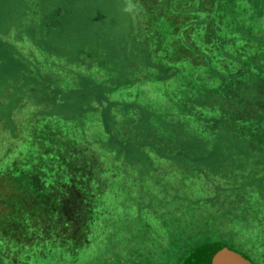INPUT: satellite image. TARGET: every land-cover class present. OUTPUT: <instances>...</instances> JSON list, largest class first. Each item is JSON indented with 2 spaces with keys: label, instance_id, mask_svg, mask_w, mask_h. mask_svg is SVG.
<instances>
[{
  "label": "rangeland",
  "instance_id": "374dc122",
  "mask_svg": "<svg viewBox=\"0 0 264 264\" xmlns=\"http://www.w3.org/2000/svg\"><path fill=\"white\" fill-rule=\"evenodd\" d=\"M158 2L0 0V194H5L0 198V264H172L189 250L215 242L264 264V224L225 226L219 201L210 204L188 191L175 171L181 165L146 163L134 132L142 124L123 120L128 125L119 126L128 131L115 137V130L108 132L110 125L96 117L63 120L43 113L59 109L44 101L42 79H32L44 69L53 70L60 83L66 77L71 108L87 96L104 99L109 108L111 99L137 97L153 111H172L175 104H158L157 85H135L141 67L124 45L140 33L155 50L152 32L162 25ZM93 44H99L96 53ZM86 54L95 62L84 60ZM100 60V85L71 69ZM78 86L83 94L75 91ZM116 86L119 90L112 89ZM66 90L57 93L56 101L64 102ZM181 127V151L210 184L232 183L256 170L240 150L222 141L210 148L205 141L190 146L186 124ZM201 130L207 133L209 127ZM96 140L108 164L94 150Z\"/></svg>",
  "mask_w": 264,
  "mask_h": 264
},
{
  "label": "trees",
  "instance_id": "16d2710c",
  "mask_svg": "<svg viewBox=\"0 0 264 264\" xmlns=\"http://www.w3.org/2000/svg\"><path fill=\"white\" fill-rule=\"evenodd\" d=\"M220 1L159 0L161 20L158 23L162 25L152 32L155 50L151 41L145 42L140 33L124 42L130 50L132 62L136 64L133 61L136 58L141 67V75L136 84H132L157 85L158 104L176 105L170 112L163 108L153 111L144 107L137 94H134L136 98L128 100L111 99L115 101L113 108L106 107L108 102L104 103V99L95 100L88 96L71 108L68 104L71 91L64 86L65 76L56 92L53 89L59 80L53 70L44 69L46 72L32 79H45L43 99L59 107L57 110L50 108L43 112L45 114L63 120L96 117L104 125H110L108 132L115 130V137L121 133L119 124H123V120L142 124L136 131L135 126L134 132L137 146L145 151L146 163L164 166L176 162L181 165L182 169L175 171L181 180L187 182L188 191L191 188L194 194L210 204L219 201L228 222L224 223L225 226L241 229V226L248 228L253 223L264 224V0ZM211 7L214 10L218 8L221 15L214 13ZM93 45L96 53L99 44ZM86 55L84 60L94 61ZM47 59L44 57V61ZM89 64L78 66L79 76L89 77L88 81L95 78L98 85L104 83V61L100 60L92 67ZM61 90H66L64 102L56 101ZM75 91L83 94L84 88L78 86ZM164 118H169V121L158 120ZM144 120L149 121L142 123ZM184 124L187 129L184 134H189L190 146L196 141L204 146L205 141L204 147L210 148L222 141L230 145V149L236 147L240 150L256 170L232 183L210 184L197 164L181 151L182 137L179 135ZM123 125H128V122ZM172 125H177L175 130L170 129ZM202 126H208L209 131L202 132ZM141 131L146 133L141 134ZM208 136L213 138V142L205 140ZM93 146L108 164L97 140L93 141ZM191 155L194 156L193 153ZM252 156L256 163L251 160ZM19 189L16 188L17 191ZM4 196L0 194V198ZM202 247L189 250V259Z\"/></svg>",
  "mask_w": 264,
  "mask_h": 264
},
{
  "label": "water",
  "instance_id": "95a60500",
  "mask_svg": "<svg viewBox=\"0 0 264 264\" xmlns=\"http://www.w3.org/2000/svg\"><path fill=\"white\" fill-rule=\"evenodd\" d=\"M191 264H253L246 256L221 245L210 244L191 255Z\"/></svg>",
  "mask_w": 264,
  "mask_h": 264
},
{
  "label": "flooded vegetation",
  "instance_id": "af4514ba",
  "mask_svg": "<svg viewBox=\"0 0 264 264\" xmlns=\"http://www.w3.org/2000/svg\"><path fill=\"white\" fill-rule=\"evenodd\" d=\"M191 262H192V258L190 260L188 257V253H186L178 256L176 260L172 262V264H191Z\"/></svg>",
  "mask_w": 264,
  "mask_h": 264
},
{
  "label": "crops",
  "instance_id": "0c3cea01",
  "mask_svg": "<svg viewBox=\"0 0 264 264\" xmlns=\"http://www.w3.org/2000/svg\"><path fill=\"white\" fill-rule=\"evenodd\" d=\"M41 55H42V57H43V59H44V54L41 53ZM45 61H46V60H45ZM45 61H44V62H45ZM44 65H46V64H44ZM77 68H78V66H74V67L71 68V69H72V70H77ZM41 73H42V72H40V74L36 73V76H37V75H38V76L41 75ZM37 78H38V77H37ZM41 79H42V78H41ZM44 80H45V79H42L43 82H44ZM56 85H57V86H54V89H53V90H55V92H56V90H57V87H59V86L61 85L60 81H58Z\"/></svg>",
  "mask_w": 264,
  "mask_h": 264
}]
</instances>
